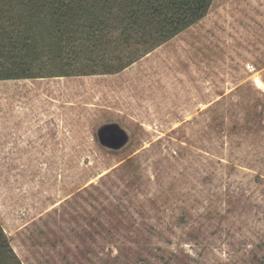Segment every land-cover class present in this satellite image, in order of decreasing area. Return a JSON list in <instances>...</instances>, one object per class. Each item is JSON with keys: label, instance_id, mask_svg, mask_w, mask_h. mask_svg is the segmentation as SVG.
I'll return each mask as SVG.
<instances>
[{"label": "rangeland", "instance_id": "rangeland-1", "mask_svg": "<svg viewBox=\"0 0 264 264\" xmlns=\"http://www.w3.org/2000/svg\"><path fill=\"white\" fill-rule=\"evenodd\" d=\"M36 83L0 134L23 264H264V0H213L120 72Z\"/></svg>", "mask_w": 264, "mask_h": 264}, {"label": "trees", "instance_id": "trees-1", "mask_svg": "<svg viewBox=\"0 0 264 264\" xmlns=\"http://www.w3.org/2000/svg\"><path fill=\"white\" fill-rule=\"evenodd\" d=\"M213 0H0V80L120 72ZM0 264H23L0 224Z\"/></svg>", "mask_w": 264, "mask_h": 264}, {"label": "crops", "instance_id": "crops-1", "mask_svg": "<svg viewBox=\"0 0 264 264\" xmlns=\"http://www.w3.org/2000/svg\"><path fill=\"white\" fill-rule=\"evenodd\" d=\"M39 79L43 78L0 80V134L7 135L15 132V124L22 121V117L32 116V111L34 110H32V107L37 100L36 82ZM19 96L22 97L20 100ZM21 101L26 103L28 111L19 109V107L22 108L21 104L19 106Z\"/></svg>", "mask_w": 264, "mask_h": 264}]
</instances>
